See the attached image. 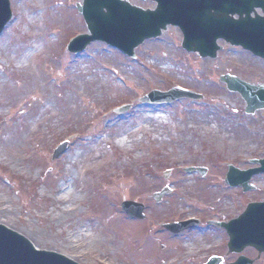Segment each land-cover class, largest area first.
<instances>
[{
    "label": "rangeland",
    "instance_id": "rangeland-1",
    "mask_svg": "<svg viewBox=\"0 0 264 264\" xmlns=\"http://www.w3.org/2000/svg\"><path fill=\"white\" fill-rule=\"evenodd\" d=\"M76 2L11 0L14 16L0 35V223L80 264L235 261L226 230L205 220H230L264 200V175L247 192L225 182L229 163L248 168L263 157L264 110L248 115L220 75L264 83V60L228 45L215 59L189 54L177 30L149 40L136 59L98 41L71 53L70 39L87 31ZM177 85L205 99L139 101ZM65 140L68 150L53 159ZM187 165L209 172L187 174ZM165 186L173 191L157 203L152 195ZM125 200L145 204L147 218L127 216ZM187 217L204 221L179 235L163 228ZM243 254L264 264V252Z\"/></svg>",
    "mask_w": 264,
    "mask_h": 264
},
{
    "label": "water",
    "instance_id": "water-1",
    "mask_svg": "<svg viewBox=\"0 0 264 264\" xmlns=\"http://www.w3.org/2000/svg\"><path fill=\"white\" fill-rule=\"evenodd\" d=\"M158 6L155 10H144L132 5L128 0H83L77 7L85 18L90 34L76 37L69 45V50L79 53L93 41H103L111 46L119 48L125 54L135 57V49L146 38L160 36L162 29L169 24H187L186 29L199 27L205 31V35L211 37L209 52H202L200 46L202 42L196 40L189 41L188 37L184 45L189 50L202 52L203 55H216L217 46L215 44L219 37L226 38L233 44H242L256 55L264 57V17L252 18L250 16L254 6L259 0H155ZM206 4V16L204 23L196 22L194 25V14L198 12L202 2ZM264 0H260V5H264ZM10 0H0V33L11 17ZM212 4L216 10L214 13L207 5ZM248 4L249 6H247ZM264 7V6H263ZM247 12L246 16L244 12ZM229 13H239L240 19L235 20ZM210 23L207 19H211ZM215 41V42H214ZM231 91L240 92L247 103V113L254 114L258 109L264 108V86L254 85L231 75L222 76ZM191 97L200 98V95L175 88L168 92L153 90L146 95L142 101L150 103H171L174 100ZM122 111V110H120ZM67 144L60 146L54 157L66 150ZM260 163V168L241 170L230 166V171L226 181L232 186L242 185L244 189L254 188L250 181L252 177L264 172V159L254 160ZM204 171L202 168H190L188 172ZM204 173V172H203ZM170 192L165 188L163 191L154 194L156 200L161 201L163 196ZM123 210L133 218H145V206L135 201L123 203ZM195 220L185 222H175L167 224L165 227L174 233H178L192 224ZM227 229L230 241L228 244L230 252H242L247 246L256 247L264 252V203H250L246 210L237 218L228 223H215ZM221 258L212 257L206 264H219ZM254 261L241 256L239 260L232 264H253ZM0 264H79L63 254L38 250L34 244L19 232L0 224Z\"/></svg>",
    "mask_w": 264,
    "mask_h": 264
},
{
    "label": "flooded vegetation",
    "instance_id": "flooded-vegetation-1",
    "mask_svg": "<svg viewBox=\"0 0 264 264\" xmlns=\"http://www.w3.org/2000/svg\"><path fill=\"white\" fill-rule=\"evenodd\" d=\"M144 3H146V8H150V9H153L154 7H155V4H154V2H152L151 0H145L144 1ZM257 11H258V13L260 14V7H258L257 8ZM229 16L231 17V18H233V19H235V20H238V19H240V15L238 14V13H234V14H229ZM246 16V15H245ZM171 30H177L178 31V34H179V38L181 39V41H182V39L184 38V32H183V30H182V28L181 27H174V26H170V28H168V30L160 37V39L161 38H163V37H165ZM159 39V38H158ZM157 39V40H158ZM150 40V39H149ZM156 40V39H155ZM150 41H154V39L153 40H150ZM218 44L220 45V47H221V49L219 50V52H218V55L220 54V52L224 49V45H228V46H230V48H232V49H235L236 51H239V52H249L247 49H245V48H243L242 46H238V45H232L230 42H227L225 39H224V37L223 38H219L218 39ZM182 48V47H181ZM184 49V48H183ZM184 51L185 52H187V53H189V54H194V55H196V56H198V57H201V55H200V51H189V50H186V49H184ZM250 53V52H249ZM237 54V53H236ZM252 54V53H251ZM232 55H234V54H232ZM237 56V55H236ZM229 72V71H228ZM229 73H232V72H229ZM233 74V73H232Z\"/></svg>",
    "mask_w": 264,
    "mask_h": 264
},
{
    "label": "bare ground",
    "instance_id": "bare-ground-1",
    "mask_svg": "<svg viewBox=\"0 0 264 264\" xmlns=\"http://www.w3.org/2000/svg\"><path fill=\"white\" fill-rule=\"evenodd\" d=\"M118 143H119L122 147L125 146V144H126V142H125V140H124L123 138L120 139ZM2 213H3L2 210H0V214H2Z\"/></svg>",
    "mask_w": 264,
    "mask_h": 264
}]
</instances>
